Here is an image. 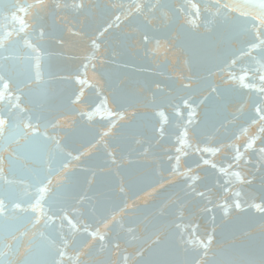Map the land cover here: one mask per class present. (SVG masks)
I'll return each instance as SVG.
<instances>
[{
	"label": "water",
	"instance_id": "95a60500",
	"mask_svg": "<svg viewBox=\"0 0 264 264\" xmlns=\"http://www.w3.org/2000/svg\"><path fill=\"white\" fill-rule=\"evenodd\" d=\"M262 74L264 0H0V264H264Z\"/></svg>",
	"mask_w": 264,
	"mask_h": 264
},
{
	"label": "snow or ice",
	"instance_id": "6c2138e0",
	"mask_svg": "<svg viewBox=\"0 0 264 264\" xmlns=\"http://www.w3.org/2000/svg\"><path fill=\"white\" fill-rule=\"evenodd\" d=\"M190 23L195 24V20L190 21ZM104 31H106V29L102 30V31L99 33V36H100V37H103V33H104ZM144 38H145V41L148 40V37H147V36H145ZM93 47H94V48H99L100 45L97 44L95 40H93ZM161 49H162V44H161V42H160L159 40H155V42H154V47L152 48V52H153L154 54H157V53H159V52L161 51ZM94 58H95L94 56H93V57H88V59H90V60H91V59H94ZM233 63H235V61H233ZM257 71H260V69H257ZM245 78H246V74H245V76H241L239 79L243 82V81L245 80ZM259 80H260L261 82H264V74L260 75ZM80 83H84V81L81 80ZM243 86H244V87H257L256 85H252V84H249V83H248V84H243ZM259 90H260V91H264V86L260 87ZM77 99H79V97H77ZM184 103L187 104V101L185 100ZM108 115H109V116H118L119 119H123V118H124V114H123V113H120V114H117V113H109ZM159 115H160L161 117H163V116H164V113L161 112V113H159ZM87 116H88L89 119H91V118H92V113H91V112L87 113ZM195 116H196V111H195V109H192V111L189 113V120H188V124H189V125H192V124L194 123V119H193V118H194ZM165 120H166V118H165ZM245 131H246V130H245ZM261 131H264V128H262ZM161 132H162V129H161ZM111 133H112V128L109 127V128L103 133V136H109ZM183 135H184L185 138H184V139H181V140H180V143H181V144H186V143H187V139H186V138H187V136H188L187 129H185ZM257 139H259V137H253V138H251V139L249 140L248 144L246 145V149H247V148H250V147H254V146H255V142H256ZM237 147H238V146H237ZM177 151L179 152V151H181V149H177ZM202 151H204V152H208V153H213V154H214L215 152H218L219 149L210 148V147H205V148L202 149ZM240 155H242V153H239V152H238V153H237V158H239ZM74 159H79V157H74ZM178 160H179V157H177V161H178ZM205 162L207 163V161H205ZM213 166H215V165H213ZM222 171H223V169H222ZM183 175L187 176V172L183 173ZM235 175L237 176V179H238V180H240L241 182H243L242 177H240L238 173H236ZM192 179L195 180V179H198V177H193ZM239 206H240V205H239V202L237 201V202H236V207H239ZM260 206H261V205H259V204L257 205V207H260ZM227 211H228V209H227V207H226V208H225V212L227 213ZM70 222H71V221H70ZM93 235H94V236H95V235H98V233H95V232H94ZM99 238H100L101 240H103V239H104V236H103V235H100ZM212 240H213V237H212L211 235H209V236L206 238V240H204V239H200L199 237H197V238H196V241H191V240H190L189 243H198L202 248L207 249V248H209L210 244L212 243Z\"/></svg>",
	"mask_w": 264,
	"mask_h": 264
}]
</instances>
